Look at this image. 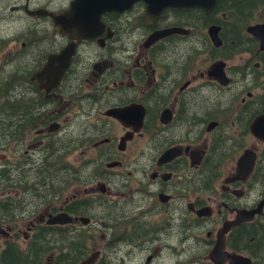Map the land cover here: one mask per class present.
I'll list each match as a JSON object with an SVG mask.
<instances>
[{
    "label": "flooded vegetation",
    "instance_id": "1",
    "mask_svg": "<svg viewBox=\"0 0 264 264\" xmlns=\"http://www.w3.org/2000/svg\"><path fill=\"white\" fill-rule=\"evenodd\" d=\"M73 1L16 0L9 14L27 27L0 40V52L21 48L0 65L9 76L0 91V253L56 228L59 255H83L77 264H213L223 224L264 199V144L250 133L264 113L259 41L247 27L227 39L233 31L206 23L213 10L166 8L153 17L141 0L101 14L90 40L31 15H59ZM168 29L182 32L148 41ZM71 43L58 85L38 82L49 56ZM245 151L253 165L240 174ZM260 208L225 235V252L244 264H264ZM58 215L63 222L50 224Z\"/></svg>",
    "mask_w": 264,
    "mask_h": 264
},
{
    "label": "water",
    "instance_id": "2",
    "mask_svg": "<svg viewBox=\"0 0 264 264\" xmlns=\"http://www.w3.org/2000/svg\"><path fill=\"white\" fill-rule=\"evenodd\" d=\"M137 0H74L69 9L59 15H53L42 9L32 12L31 15L43 17L49 16L52 19L53 26L61 34H68L71 39L90 40L93 38L94 30L100 25V16L104 12L117 11L131 6ZM147 5L148 14L151 16L159 15L161 11L166 8L178 9H202L209 13L213 10L215 0H141ZM219 30L216 26L209 28V37L215 45L220 43L217 36ZM247 32L259 41L260 50L264 51V23H256L247 27ZM175 32H182L181 29H168L155 32L150 38L149 42L156 41L164 36ZM75 53V45L69 44L58 54L49 56L47 64L43 69L35 75V79L40 82L52 84L55 88L65 70L68 68L71 57ZM41 86V84H40ZM48 87V85L46 86ZM250 133L258 141L264 144V113L258 116L250 126ZM254 156L250 151H245L237 162V168L245 174L253 165ZM264 203V199L256 209L252 211H241L233 221H227L222 228L217 232L215 245L210 253V261L213 264H222L229 261L230 264H244L248 263L247 258L229 254L225 252V235L229 230L245 220H251L255 214L261 212L260 206ZM199 214V213H198ZM65 215H58L54 217L50 224L62 223L61 217ZM94 257L82 261L80 264H91Z\"/></svg>",
    "mask_w": 264,
    "mask_h": 264
},
{
    "label": "trees",
    "instance_id": "3",
    "mask_svg": "<svg viewBox=\"0 0 264 264\" xmlns=\"http://www.w3.org/2000/svg\"><path fill=\"white\" fill-rule=\"evenodd\" d=\"M197 12H201L200 10ZM225 14L224 19L218 18L219 14ZM202 16L201 14H197ZM214 20L209 21L210 24H219L226 31H233L234 37H226L229 40H238L239 36L246 27L264 23V0H215L212 11ZM2 46H0V49ZM9 85V76L2 78L0 87L4 88ZM19 87L20 81H19ZM2 98V95H0ZM9 103L8 100L2 102ZM1 104V103H0ZM58 229H39L35 232L33 238L27 242L25 248L21 249L19 244L10 246L9 244L0 253V264H45L48 254L53 253L50 264H77L83 259V255H67L61 256L58 253V239L56 235ZM79 252V251H78ZM64 259V261H62Z\"/></svg>",
    "mask_w": 264,
    "mask_h": 264
},
{
    "label": "rangeland",
    "instance_id": "4",
    "mask_svg": "<svg viewBox=\"0 0 264 264\" xmlns=\"http://www.w3.org/2000/svg\"><path fill=\"white\" fill-rule=\"evenodd\" d=\"M15 1L16 0H0V40L3 39V40L10 41L16 32L22 31L27 27L26 21L23 18L21 19V16H16V14L15 15L9 14L10 13V7L13 6L12 4H14ZM4 13L6 15H4ZM7 15H9V16H7ZM11 44L12 43H8L7 45H5V48H3V50L0 52V65L4 64L3 60L5 59V57L7 55H9V53L11 51L17 52V50H18V53L21 51V48L19 46L16 50V48L13 47ZM6 69L8 70L11 68L8 65L6 67ZM4 74H6V73H4ZM2 78L3 77L0 76V82L2 81ZM8 87H9V85L7 86V88ZM4 90H5V88L3 86H1L0 91H4ZM117 213L121 214L120 211H117ZM19 225H20V223H19ZM95 240H96L98 246L102 245V243L99 239L96 238ZM18 244H19L21 249L25 248V246H26V243H24L21 238L18 239ZM126 248H128V247L126 246ZM126 250L127 251L130 250V248L126 249ZM123 252L124 251L121 250V251L116 253V256H111V258L113 259L112 263H116L119 260L121 254ZM137 255H138V253H136V258L140 260V257ZM136 258L134 260H136ZM168 260H170V256H169ZM127 264H132V261L130 260ZM168 264H169V262H168Z\"/></svg>",
    "mask_w": 264,
    "mask_h": 264
}]
</instances>
